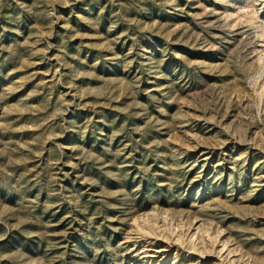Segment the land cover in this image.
I'll list each match as a JSON object with an SVG mask.
<instances>
[{
  "label": "rangeland",
  "instance_id": "rangeland-1",
  "mask_svg": "<svg viewBox=\"0 0 264 264\" xmlns=\"http://www.w3.org/2000/svg\"><path fill=\"white\" fill-rule=\"evenodd\" d=\"M190 223L264 264V0H0V264H215Z\"/></svg>",
  "mask_w": 264,
  "mask_h": 264
},
{
  "label": "bare ground",
  "instance_id": "bare-ground-1",
  "mask_svg": "<svg viewBox=\"0 0 264 264\" xmlns=\"http://www.w3.org/2000/svg\"><path fill=\"white\" fill-rule=\"evenodd\" d=\"M197 223L198 221L196 222V224ZM173 231L174 230H171L170 233L173 234ZM185 231H187L186 244L188 245L189 250H192V254H196V258H206L212 261L215 260L217 264H251L250 262H248L247 258H245V252H241L239 249H237L238 247L230 248V246H234V242L232 239L226 236V233H224V231L214 232V234L212 233L213 235H210L207 234V230H203L201 228V225L194 227L191 225V223L188 225V227L185 228ZM199 231L204 232V234L207 235V238H205L206 236L203 237V235L199 236ZM133 233L139 234V237L141 238H147L153 234L156 237L160 236V234H156V232H154V230L151 229L150 226L137 229L134 228ZM185 235L186 233L184 234V236ZM175 237H177L175 239V242H183L181 239V235L176 234L174 238ZM196 240L198 241L197 243Z\"/></svg>",
  "mask_w": 264,
  "mask_h": 264
}]
</instances>
